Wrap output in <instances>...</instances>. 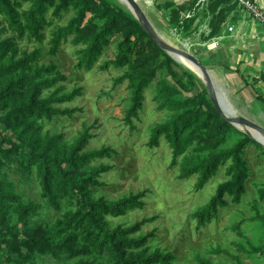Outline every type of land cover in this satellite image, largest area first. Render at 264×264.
Masks as SVG:
<instances>
[{
    "label": "trees",
    "instance_id": "obj_1",
    "mask_svg": "<svg viewBox=\"0 0 264 264\" xmlns=\"http://www.w3.org/2000/svg\"><path fill=\"white\" fill-rule=\"evenodd\" d=\"M32 1L29 10L23 13L24 24L17 11L18 5ZM192 3L198 0H191ZM207 9L213 14L212 33L219 35L235 7L240 10L239 0H208ZM114 2V1H113ZM110 0H0V12L5 16L10 28L22 38L26 30L32 36L40 37V30L46 24V13L55 8L56 13L75 5L79 14L66 26L61 27L53 40L56 51L63 42L74 37L79 50L78 67L91 70L104 54L109 39L116 34L123 35L115 61H107L99 68L107 71L110 66H126L132 52V41L139 33L145 34L138 20L125 12V9ZM224 5H228L223 7ZM171 17L175 18L184 10L170 3ZM166 9V8H165ZM90 19L88 20V17ZM103 20L98 25L96 19ZM199 19L182 17L179 26L187 29L197 26ZM4 30L0 28V36ZM152 43H155L151 39ZM156 44V43H155ZM12 39L0 38V171L12 160L14 154L21 155L25 170L36 175L42 186V198L51 208L61 213L52 226L37 225L27 227V219L39 210V203L24 201L15 192V184L8 179L0 180V264H36L37 255H48L56 261H73V264H174L175 256L161 249L152 250L149 243L156 235L151 232L140 234L156 217L144 218L132 225L111 226L107 218H119L129 212L142 210L146 203L147 191L130 194L117 200L105 197L94 198L92 191L105 185L101 175L113 169L111 165L92 166L94 160L112 157L117 151L111 147L82 152L89 142L88 131L77 139L70 149L59 148L61 135H40L37 126L46 118L71 117L77 108L62 109L61 104L69 103L82 95V89L76 88L65 92L64 82L67 76L57 72L53 65L35 63L37 53H25L19 59L5 61ZM157 49L164 61L154 64L140 74L138 67L131 75H124L117 80L123 83L132 78L129 86L132 90V103L126 112L125 122L133 125L143 109L145 90L155 80L157 71L173 61L157 44ZM35 63V64H34ZM34 64V68L30 67ZM168 73L177 78L168 65ZM190 79H195L190 75ZM177 85L183 86L180 79ZM177 85L161 81L158 85L156 100L159 109L177 108L180 112L167 122L153 130L148 146L155 148L166 135L173 150L171 167L178 165L179 159L197 140L204 142L199 147L201 153L209 152L207 158L201 156L191 160L184 168L181 178L187 179L199 174L197 188L202 189L215 176L219 168L232 160L227 169L230 179L219 185L212 199L200 207L193 215L198 227H203L216 220L223 208L230 203L240 204L246 193V184L250 168L244 158V148L252 140L246 137L229 150H219L227 141L228 133L235 130L211 103L207 93L182 100ZM51 91L48 96L44 93ZM258 100L264 104V98ZM264 197V188L260 191ZM230 198V201L228 200ZM24 228H19L18 224ZM19 228V229H18ZM264 256V248L258 253ZM90 258H93L92 260ZM200 264H210L199 260Z\"/></svg>",
    "mask_w": 264,
    "mask_h": 264
},
{
    "label": "rangeland",
    "instance_id": "obj_2",
    "mask_svg": "<svg viewBox=\"0 0 264 264\" xmlns=\"http://www.w3.org/2000/svg\"><path fill=\"white\" fill-rule=\"evenodd\" d=\"M149 1L151 3L148 8L149 16L152 17L151 21H154L152 23L159 29L158 31L164 32L172 42L174 41V45L185 48L197 56L211 71H218L221 79L217 81L230 86L228 91L229 98L234 102L232 106H235L241 115L264 126V104L258 101L257 108L256 101L246 99L244 93L241 95L245 85L238 75L232 73L236 70H233L226 61L228 55L223 53L224 48L221 46L224 42L221 38L224 28L217 36L212 33L215 20L214 15L207 9L209 1L198 0L195 3L191 0ZM254 1L264 6V0ZM170 3L178 7L184 6L180 16L174 14L175 18L171 17V8H167ZM32 4V1H28L18 5L17 11L24 24L26 19L23 13L29 10ZM225 6L228 5L223 7ZM194 11L199 19L198 25L187 29L179 26L180 19ZM231 12L232 18L224 27L231 22L232 25L238 24V19H255L248 10L244 11L242 7L239 10L238 4ZM78 14L79 10L74 4L60 13H56L54 7L50 8L46 13V24L40 30L39 38L32 36L29 29L22 38H19L0 12V28L4 30L0 38L13 40L5 61L12 58L17 60L25 53L36 52V64L53 65L55 67L53 75L60 72L67 76V81L64 82L65 92H71L76 88L82 89L80 97L59 105L62 109L77 108V111L71 117L55 116L39 121L37 126L40 135L43 137L46 134L61 135L63 139L59 148L70 149L87 130L90 138L82 152L102 147L115 149L117 153L112 157L99 158L91 164L97 167L103 163L113 167L112 170L101 175L100 180L105 182V185L93 189L92 196L117 200L130 194L147 191L144 199L146 205L142 210L129 212L119 218L109 217L107 220L111 226L132 225L144 218L157 216L154 222L144 226L140 234L153 232L156 236L151 239L150 247L152 250L161 249L164 252H171L176 258L174 264H200L199 260H207L210 264H264V256L258 254L264 248V197L260 195V191L264 188V146L255 141L245 129L233 125L235 130L228 133L226 143L217 151L229 150L246 137L252 140L244 148V158L250 168L246 193L240 204L230 203L220 211L216 220L199 228L193 215L212 199L220 184L230 179L226 173L232 160L222 165L204 188L198 189L199 174L187 179H182L181 174L191 160L199 156L202 158L209 156V152L199 151V147L204 145L202 140H197L173 168L170 166L173 150L166 135L162 136L160 144L155 148H150L147 144L153 130L180 112L173 107L159 109L160 101L156 100V97L160 82L164 80L174 86L177 85L176 79H180L183 86L178 84L177 87L182 100L204 92L209 97L205 84L169 56L173 61L166 60L167 66L174 70L177 78L168 73L167 66L160 68L155 80L145 90L143 109L139 117L133 120V125H128L125 117L132 103V90L129 86L132 78H126V81L119 84L117 80L124 75H131L135 66L142 74L154 64L164 61L166 57L159 52L156 44L151 42L150 36L139 33L138 36L133 37L132 52L126 66H110L107 71L100 70L99 67L105 62L116 60L119 44L123 40L122 33H119L109 39L104 54L93 69L80 68L78 67L79 50L83 46L76 45L74 37L63 42L56 51L53 50V40L57 31ZM95 22L98 25L103 24V20L98 18ZM223 58L226 59L225 62ZM34 64L30 70L34 68ZM190 75L195 79H190ZM212 76L216 79L215 75ZM232 79L241 83L239 88L231 84ZM246 84L249 86L247 90L253 86L257 87V83L251 78L246 80ZM253 88L251 89L253 97L258 94V97L264 98L263 76L258 79L257 92H254ZM51 91L45 92L44 96H48ZM3 179L15 184V192L22 196L25 202L33 200L39 203V210L27 219V227L52 226L61 216L60 212L51 208L42 198V186L36 175V169L31 173L27 172L21 155L14 154L12 160L2 168L0 180ZM228 200L230 201V198ZM17 226L24 228L21 223ZM2 255L0 251V257ZM74 262L75 260L56 261L48 255L36 256V264H73Z\"/></svg>",
    "mask_w": 264,
    "mask_h": 264
},
{
    "label": "crops",
    "instance_id": "obj_3",
    "mask_svg": "<svg viewBox=\"0 0 264 264\" xmlns=\"http://www.w3.org/2000/svg\"><path fill=\"white\" fill-rule=\"evenodd\" d=\"M231 18L232 16L228 20ZM229 25L231 26L232 22L224 27L222 32L224 34L221 37L224 39L221 45L224 48L223 53L228 55V60L223 58L224 62L226 60L230 64L229 66L236 70L232 73L238 75L240 81L245 85V90L241 92V95L244 93L247 96L246 99L256 101L258 108V94L253 97L251 89L255 87L256 89L253 88V91L257 92L258 79L264 77V27L255 19H238V24L232 25V27L234 26L232 31L229 29ZM250 78L253 79L254 83H257V87L250 85L252 88H249V91L246 80ZM230 81L234 87H240L239 84L241 83L238 80L232 79Z\"/></svg>",
    "mask_w": 264,
    "mask_h": 264
},
{
    "label": "water",
    "instance_id": "obj_4",
    "mask_svg": "<svg viewBox=\"0 0 264 264\" xmlns=\"http://www.w3.org/2000/svg\"><path fill=\"white\" fill-rule=\"evenodd\" d=\"M128 3L134 8L135 13L134 17L138 20L141 27L144 31L147 32V34L150 36V38L163 50L165 51L169 56L172 58L173 55H179L182 57H185L187 60H189L192 64L197 66L201 69L203 72L206 82L205 86L207 88L209 99L211 103L214 105L218 113L230 124L234 125L235 127L239 129H245L251 137L260 143L257 139L253 137V135L250 133V129L258 131L260 134L264 135V126L258 124L256 121L241 115V114H234L231 111H228L224 108V104L222 102V99L218 96L217 93V87L216 83L210 74V69L194 54L189 52L185 48H180L167 40H165L160 33L158 32V29L154 26L152 23L150 17L146 13L144 7L138 2V0H127Z\"/></svg>",
    "mask_w": 264,
    "mask_h": 264
},
{
    "label": "bare ground",
    "instance_id": "obj_5",
    "mask_svg": "<svg viewBox=\"0 0 264 264\" xmlns=\"http://www.w3.org/2000/svg\"><path fill=\"white\" fill-rule=\"evenodd\" d=\"M114 2H116L118 5H120L121 7H123L127 12H129L130 14L135 13L134 8L128 3L127 0H112ZM138 2L142 5V7H144L146 13L149 16V10L148 8L151 6V3L149 0H138ZM150 19H152L151 16H149ZM153 21V20H152ZM154 22V21H153ZM159 30V29H158ZM160 33V35L167 40L168 42L172 43L173 42L168 38V36L162 32V31H158ZM173 33V32H172ZM176 35V34H175ZM175 35L173 37H175ZM173 39V38H171ZM175 39V38H174ZM183 46V45H182ZM173 59L176 60L179 64H181L184 68H186L187 70H189L190 72H192L199 80H201L203 82V84H205L206 82V78L203 74V72L201 71L200 68H198L197 66H195L194 64H192L189 60H187L185 57L179 56V55H173ZM211 75H215L216 79L213 77L215 83H216V87H217V93L218 96L222 99V102L224 104V108L228 111H231L234 114H240V112L238 111V109L235 108V106L233 105V100H231L229 98V91L228 88L230 87L228 84H223L217 81V79H221L219 76V72L218 71H210ZM250 133L253 135V137L255 139H257L260 143L264 144V135L260 134L258 131L253 130L251 128H249Z\"/></svg>",
    "mask_w": 264,
    "mask_h": 264
},
{
    "label": "built area",
    "instance_id": "obj_6",
    "mask_svg": "<svg viewBox=\"0 0 264 264\" xmlns=\"http://www.w3.org/2000/svg\"><path fill=\"white\" fill-rule=\"evenodd\" d=\"M243 10H248L253 18L257 19L259 23L264 27V6H261L254 0H239ZM194 16V13L188 14L185 18H191ZM233 30V27L229 28Z\"/></svg>",
    "mask_w": 264,
    "mask_h": 264
}]
</instances>
